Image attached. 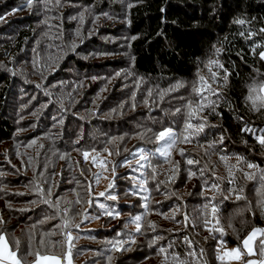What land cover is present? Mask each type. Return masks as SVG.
<instances>
[{"label": "trees", "instance_id": "1", "mask_svg": "<svg viewBox=\"0 0 264 264\" xmlns=\"http://www.w3.org/2000/svg\"><path fill=\"white\" fill-rule=\"evenodd\" d=\"M85 1L91 3L94 0ZM97 1L101 4L88 5L100 13L110 12L124 21L104 32L122 37L123 43L120 44H125L124 49H120L119 42H106L90 37L73 50L70 40H64L62 44L55 46L51 39H47L46 33L41 46L39 34L30 30L35 25L30 16L24 20H13L0 28V34L5 35V38H0L4 41V49L0 51V60L3 62L0 64V173L4 171L3 176L0 175V217L4 221L0 224V233L8 238L14 251L16 241H19L18 257H26V264H32L37 259L35 255H27L29 251L39 252L40 255H58L66 259L69 243L65 239L66 233L73 237V259L82 264H109L108 258L123 241V249L134 247L136 250L133 253L130 250L124 253V258H118L114 264H139L141 261V264H162L164 254H158L160 248L166 249L167 264H178L179 261H184L185 264H230L219 258L220 248L225 245H240L253 228L264 227V216H261L259 207V201L264 198L260 173L257 169H249L245 163L246 161L264 169V147L257 140V137L264 136V107H260L257 101L254 108L253 101L248 98L251 89L264 84V59L260 56L264 52V31H261L264 29V0H126L130 4H116L115 0ZM11 5L13 4H0V16ZM241 19L245 21L244 24L236 23ZM26 23L29 24L28 27H24ZM31 42H36L37 50L40 48L42 51L41 54L37 51L39 56L36 62L32 60L33 52H29L28 46ZM94 47L107 56L104 59L97 58L96 62L89 57L80 56L93 55ZM216 48L222 49L218 57L215 55ZM120 52L123 54L120 55ZM214 59H219L230 73L227 85L220 79L224 75L223 70L215 66L211 71L217 72L218 78L216 82L211 80L207 65ZM24 60L33 62L28 66L37 78L43 77V71L49 65L52 70L45 75L44 82L29 83L27 78L22 76L19 79L17 75V71H21L24 76L31 75L25 72V64H21ZM115 73L119 75L116 77ZM129 73H133L134 77H141L145 86L149 83L147 87L157 94L156 101H159L158 107L161 108L156 112L159 116L151 126L152 141L135 142L131 146L132 151L136 147L153 149L157 142L155 134L164 128H173L177 131V141L172 150L173 154L167 159L169 163H175V166L179 162L175 175V166L159 169L156 182L150 176L152 191L137 196L141 199V206L132 205L125 198L120 202L121 209L127 208L124 212L120 207L111 205L116 200L103 198L95 202V211L89 213L92 216L104 215L107 210L112 213L106 215V219H109L114 217L115 210L119 208L118 217H123L124 222L116 227L109 225L110 230L107 226L102 229L95 226V229H91L87 225L62 229L59 226L63 224V220L55 216L56 208L41 203V200L31 208L22 210L16 207L25 202L21 197L22 193L17 192L20 191L18 189H6L4 186H26L23 179H16L17 176H14L22 167L15 170L13 166L6 164L4 158L9 156L1 148L8 145L13 150L15 138L19 134L25 136L19 131L31 121L29 114H35L33 119L38 121L39 129L34 137L40 136L41 132H48L47 130L52 131L53 136L59 137L62 136V131L68 130V126L60 125L62 121L69 122L74 117L68 103L73 102L77 94L80 95V100H86V112L101 97L99 103H102L98 104L94 114L90 113L93 118L85 121L80 131L71 132L69 136L72 135L71 141L75 145L93 141L98 150L110 149L114 154L119 152V157L122 148L129 147L130 143L128 136H123V133L138 128L136 124L129 127L131 119L128 117L131 113L143 112L145 109L142 105H151L152 100L145 91L142 96L139 95V90L132 94L130 92V97L123 96L125 92H120L119 85L123 76ZM201 75L222 93L211 97L217 101L216 112L219 115L206 108L193 117V124L198 123L200 117H206L208 126L203 132L192 136L191 142L186 143L183 135L185 121L188 119L187 105L189 102L195 105L200 100L193 92V85H198ZM93 77L97 79L89 87L82 83ZM178 82L184 86L176 91H167ZM15 83H25L26 89L31 92L38 87L39 93L43 88L50 90H45L46 96L39 95V99L34 98L32 103L29 94H13L17 92ZM109 83V89L104 94ZM126 88L130 90L129 87H123L122 90ZM178 94V98H173ZM59 97L63 99V104L59 103ZM11 104L12 112H9ZM116 107L121 111L116 112L120 117L103 116L113 109L116 111ZM25 116L29 121L23 122ZM245 128L252 131H243ZM136 131L131 134H137ZM222 136L224 139L220 143ZM119 137L124 138L120 141ZM39 138L48 139L49 136ZM60 140L58 143L64 146V141ZM213 142L216 143L210 148L209 145ZM42 143L37 147L41 152ZM181 149L184 150L183 156L180 154ZM130 150L125 152L131 153ZM221 156L228 157V164L235 166L232 168L233 176H229L228 167L220 159ZM237 157L244 158L239 165ZM188 159L199 163L189 165ZM44 167L40 166L39 172H43ZM189 170L196 175L190 177ZM249 172H255L256 178L248 180L245 173ZM212 184H217L220 191L213 190ZM234 189L237 191H233ZM241 189L242 191H238ZM237 195L243 198L237 199ZM6 200L12 204V210L9 211L12 216L9 217H17L21 223L30 220L28 223L34 225L35 231H32L30 241L12 237L17 224H5L6 218L2 212L6 214ZM101 204L104 208L100 207ZM206 204L209 205L207 210L204 208ZM212 205L219 209L215 218L211 214ZM133 212L134 217L125 216ZM136 216H141L139 231L135 228ZM127 224L132 228H127ZM214 228H222L223 234L214 231ZM47 233L54 235L49 237L45 235ZM41 238L44 239L43 245L40 243ZM87 238L102 242L92 244L96 249L90 248V244L85 241ZM152 241L155 243L152 244ZM113 242H117L115 248ZM259 249L258 240L256 257H260ZM201 250L203 255H200ZM88 251L96 252L100 258H84Z\"/></svg>", "mask_w": 264, "mask_h": 264}, {"label": "rangeland", "instance_id": "2", "mask_svg": "<svg viewBox=\"0 0 264 264\" xmlns=\"http://www.w3.org/2000/svg\"><path fill=\"white\" fill-rule=\"evenodd\" d=\"M47 2H49V4H46ZM115 2L116 4H130L126 0H115ZM0 4H13L8 7L9 10L7 12L4 10L3 14L0 16V28L6 24H10L13 20H24L26 17L30 16L32 18L31 20H33L35 23L34 27L30 30L39 34L38 37L41 46L44 43L43 37L46 33L45 35L47 39H51L55 46H59L62 44V42H64V40H70L76 48L88 38L97 37L105 40L106 42H119L118 46H120V49H124L125 47V44H120L123 43L122 37H115L104 33L107 32L106 30L115 28L117 24H121L124 21L113 16L114 14L110 12L100 13L99 11L94 10V7L88 5L101 4L97 0H94L91 3H88L85 0H31V5H29V0H0ZM81 16L83 19H81ZM28 25L29 24L26 23L24 27H28ZM0 38H5V35L0 34ZM3 44L4 41L0 40V51H3L4 49ZM30 44L31 45L28 46L29 52H33V54L31 53L32 60L33 62H36L39 56L37 51H39L40 54L42 51L40 48L37 50L36 42H31ZM92 54L93 55L80 54V56L85 58L89 57L90 59H93V62H96L97 58L104 59L107 56L106 54L100 53L95 47L92 51ZM119 54L121 55L123 52H120ZM33 62L24 60L21 63L25 64V72L31 75L24 76L21 75V71H17V75H19L18 78L21 79L23 76L24 78L28 79L27 81L29 83H42L46 78L45 75L52 70V66L49 65L48 68L43 71L42 78H37L32 74L28 66V64L31 65ZM2 63L3 62L1 59L0 64ZM56 70H54V72ZM115 75L117 77L118 73H115ZM93 78L87 79L86 81L84 80L82 83L89 87L91 84L95 83V80L97 79V77H95V79ZM141 80V77H134L133 73H129L123 76L121 84L119 85L121 88L120 92H125V95L123 96L130 97V92L132 94V92H137L139 90V95L141 96L143 91H145L148 96L149 92H151L150 96L152 99L150 101L151 105L148 103L146 105H142V107L145 109L143 112L138 111L137 113H131L130 117H128L131 119L129 127H132L134 124H136L138 128L123 133V136H128L130 143L129 147L122 148V153L119 157V152L118 154H114V152H112L113 150L110 149H107V151H105V149L98 150L95 148L97 145L93 143V141H87V143L83 145H75L73 144V141H71L72 135L69 136L71 132L75 133L80 131L85 121H90L88 119L93 118V115H90V113L93 112L94 114V110L97 108L98 104L100 105L102 103H99L101 97L97 100V103L93 104L92 108L89 109L87 113L86 109H84V106L87 104L86 100H80V95L77 94L75 100L68 103L69 108L72 109L74 117L70 118L69 122L62 121L60 125L68 126V130L62 131V136L60 135L59 137L53 136L52 131L50 130H47L48 132H41L40 136L34 137V133L39 129L37 128L38 121H34L33 119L35 114H29L31 118L29 120L31 121L27 120L26 116L23 117V122L26 120L29 121V124L23 125L19 131L21 134H25V136L22 135L24 136L22 137L19 134L18 138H15L13 150L10 149L8 145L1 148V150H6L9 156L6 157V159L4 158V162L6 164L13 166L15 170L22 167V170H19L18 174L14 176H17L16 179H23L22 182L26 184V186L17 188L16 186H4L6 189H18L20 191L17 192L22 193L21 197L23 200H25V202L20 203L16 207L23 210L33 207L34 205L38 204V201L44 198L51 199L53 202L59 199L60 208L59 210L56 209V217H67L72 224L87 225L91 229H95V226H98L100 229L106 228L107 226L108 230H110L111 226L109 227V225H114V227H116L124 222L123 217H118L116 215V213L119 212V208L115 210L116 213L114 214V217H110L109 219H106L107 214L105 213L104 215L97 214L92 216V214L89 213L90 211H95V202L101 201L103 198H109L108 196L112 195L116 197V202L115 204H111V202L109 203L111 205H115L116 207H120L122 212L127 209L126 207L124 210L121 209L122 203L120 202H123L124 198L128 202H132V205L141 206L139 204L141 199L137 196H142L144 193L147 194L152 191L150 185V176L155 177L153 180L156 182L158 179L157 171L159 169L164 168V166H175V163H169V159L162 157L159 154L149 155L147 161L141 159L138 149L142 147H136V149L132 151L133 147L131 146L135 142L137 143L141 140L143 142L152 141L151 130H153V128L151 126L156 122V117L159 116V114H156V112L161 110V108L158 107L160 105V103L158 104L159 101H156V97H158L157 94L152 92L151 89L147 87L149 83H147L145 86ZM144 82L147 81L144 80ZM35 85L39 86L38 84ZM109 86L110 83L105 87L104 94L109 89ZM123 87H129L130 90H127V88L122 90ZM38 89L31 92L26 89L25 83H15V90L17 92H14L13 94L23 96L29 94L33 103L34 98L39 99V95L46 96L45 90H50L43 88V91L39 93ZM51 93L52 92H50V94ZM178 96L179 94L176 97L173 96V98H178ZM14 99L15 97L12 98V100ZM58 101L60 104H63V99L61 97H59ZM40 108L42 110L41 106ZM115 109L116 111L113 109V111L111 110L109 113L107 112L103 114V116H110L111 118L120 117L118 116L119 114L116 113L119 111L118 107ZM9 112H12V104L9 106ZM127 114L129 115L130 113ZM127 114H125V116H128ZM14 116H17L16 112L14 113ZM21 122L22 121H20V125L22 124ZM135 130H137V134H131ZM173 131L175 133L177 132L174 129ZM41 136H49V138L40 139L39 137ZM80 136H83V134H80ZM123 138L124 137H119V140L121 141ZM59 140L60 142L62 140L64 141V146L63 144L58 143ZM40 142H43L41 144V149L43 150L42 152L37 148ZM155 145L156 146L153 149H145V152H154L157 147L161 146L159 142H155ZM129 149H131V153H128ZM172 150L173 148L171 149L170 154H173ZM12 153H14V156H12ZM84 153L88 154L87 159H85ZM127 155H129V157H127ZM4 162L2 161L1 163L5 164ZM40 166H45L43 172H39ZM113 168H115V172H113ZM152 168L155 169V172L152 171ZM52 169L54 170L53 172ZM3 174L4 171L0 173L2 176ZM25 174L28 176H25ZM110 183L113 184L112 188L108 187ZM35 186H39L40 188L44 189L45 196H41V194L36 190L37 188ZM49 188L52 190V195L47 197L46 190ZM129 191L132 193H129ZM101 192L105 194L101 196ZM4 205L6 207V214L3 212L2 214L5 216L4 218H6L5 224H17L15 229H13L12 237L14 239L16 238L24 241H30L31 233L32 231H35L34 225L28 223L30 220H26L25 222L21 223L19 222L20 219L17 220V217H9L10 215L12 216V214L9 212L12 210V204L6 200L4 201ZM65 208H67L68 211H64ZM85 215L88 216V219H84ZM24 216L25 214L23 217ZM125 216L132 218L135 216V214L133 212L132 214ZM21 220H23V218ZM128 221L131 222L132 220ZM126 227L132 228L129 224H127ZM56 230L59 231L57 227ZM52 235L54 234L52 233ZM85 241L90 244V248L94 249H96V247H93L92 244L96 245L102 242L99 239L93 238H87ZM255 241L256 238L252 242L254 254H256ZM78 242H81V240ZM124 243L125 242L123 241L121 245L117 247L114 254L108 258L109 264H114L118 258H124L123 254L129 250V252L133 253L135 248L132 247V249H123ZM237 246L238 245L222 246L219 251V257H223V260L228 261L230 264H244L245 258L248 255H245L242 260L238 261L232 259L230 255L227 254ZM88 256L100 258V256L93 251H88L84 254V258H87ZM251 258L254 257H250V259ZM66 259L68 261L67 255ZM71 261L74 262L73 264H82L79 260H74L72 255ZM142 262L143 261H141L139 264ZM99 264H104V262Z\"/></svg>", "mask_w": 264, "mask_h": 264}, {"label": "snow or ice", "instance_id": "3", "mask_svg": "<svg viewBox=\"0 0 264 264\" xmlns=\"http://www.w3.org/2000/svg\"><path fill=\"white\" fill-rule=\"evenodd\" d=\"M29 5H31V0H29ZM106 15V14H105ZM81 19H83V17L81 16ZM236 23L238 24H244L245 21L244 20H237ZM261 31H264V29H261ZM133 39H135V37H133ZM73 50H75V45H73ZM222 52L221 48H216L215 49V55L218 57ZM261 59H264V52L260 53ZM209 67V75L211 77V80L213 82H216L217 78H218V73L217 72H212L211 68L213 66H215L217 69H222L224 72V75L222 77H220V79H222L224 85H227L228 83V77L230 75V73L228 72V70L226 68H224V65L219 61V59H214V60H210L208 62ZM119 75V74H118ZM95 79V77L93 78ZM184 85L180 82H178L176 85L172 86L171 88H169L167 91L172 92V91H176L179 88L183 87ZM193 92L195 93V95L200 97V100L193 105L192 102H189L187 107L189 109L188 111V119L185 121V125H184V135H183V140L184 142H191V137L198 135L199 133L204 131V128L207 125V118L206 117H200V120L198 121V123L193 124L191 122L192 118L195 116H198L199 113L203 112L206 108L210 109V111L213 114L219 115L218 112H216V107H217V101L212 100L211 97L214 95H222V93L219 92V89H215L211 86V84H209L207 82V79L204 76H199L198 78V85L194 84L193 85ZM206 93V94H205ZM149 95H151V92H149ZM164 93H161V97H163ZM250 100L253 101V107H256V102L259 101V105L260 107H264V84L260 85L259 88H253L250 90V95L248 97ZM135 106V105H133ZM177 111L179 112L180 110L177 109ZM243 131H252L251 129L245 128L242 129ZM142 138V137H141ZM155 139L157 142L160 143V147H157L155 149L154 152H145V149L140 148L138 149V152L140 153L141 159L147 161L149 155H156L159 154L162 157L168 158L170 157V151L171 149L175 146V143L177 141V136L176 133L173 131L172 128H164L163 130H161L158 134H155ZM224 137L222 136L220 138V143L223 142ZM257 140L259 142V144L264 147V136H260L257 137ZM216 142H213V144H210L209 147H214ZM105 151H107V149H105ZM180 154L183 156L184 155V150H180ZM85 159L88 158V154L84 153ZM64 158V157H61ZM95 159V158H94ZM220 159L222 161L225 162L226 166L228 167V172H229V176H233V172H232V168L235 167L234 165H229L228 164V157L226 156H221ZM243 157H237V165H239V163L243 160ZM194 163H199V161H194L192 159H188L187 160V164L192 165ZM245 163L247 164V167L249 169H257L260 173V179H261V187L262 189H264V169H260L258 165H254L252 163H247L245 161ZM179 168V162L176 163L175 169L173 170V174L175 175V171L178 170ZM153 171L155 172V169H153ZM113 172H115V168H113ZM196 173L191 172L189 170V176H195ZM201 175H203V170H201ZM245 176L248 180H253L256 178V173L255 172H249V173H245ZM155 179V177H153ZM173 177H170V179H172ZM234 182V181H232ZM109 188L113 187V184L110 183ZM212 189L219 192V186L217 184H212L211 185ZM41 196H45V190L40 188L39 186L36 189ZM233 191H237V190H233ZM238 191H242L238 190ZM105 193L101 192L100 195L103 196ZM52 195V190L51 188L46 190V196L50 197ZM225 199H230V197H224ZM237 199H241L243 198L240 195L236 196ZM109 199H113L115 200L116 197L115 196H109ZM78 202V201H77ZM41 203L47 204L52 208H56L59 210L60 208V200L58 199L57 201L53 202L51 199L48 198H44L41 200ZM66 203H70V202H66ZM101 208H104V205L101 204L100 205ZM259 207L261 209V216H264V198H262L259 201ZM204 208L207 210L209 208V205L206 204L204 205ZM64 211H68L67 208L64 209ZM219 209L215 206L212 205L211 206V214L213 216V218H215L217 216ZM105 214L107 215H112L111 212H108L106 210ZM116 215L118 216L119 213H116ZM95 218V217H94ZM61 219L63 220V224H61L59 227L62 229H67L69 226L71 227H79L78 224H72L71 221L67 218V217H61ZM84 219H88V216L85 215ZM134 220L137 222L136 224V229L137 231L140 230V224L139 221L141 220V216H136L134 218ZM3 221V217H0V224H2ZM45 221H41V223H44ZM206 223H208V221H206ZM218 223V221H217ZM214 231H220L221 234H223V229L222 228H214ZM261 234L262 236H264V228H260V227H256L253 228V230L248 234L247 237H245L242 241L241 244L238 245L236 248L232 249L230 253H227L228 255H230V257L232 259L235 260H242L243 257L245 255L251 256L254 254L253 251V247H252V242L255 240L257 234ZM46 236H51L52 233H47L45 234ZM65 239L66 241H68V250H67V257H68V264H71V249L73 247V245L71 244V241L73 239V237L71 236L70 233H66L65 234ZM157 239H160L159 237H157ZM187 241V238H185ZM41 245L44 244V239L41 238L40 240ZM116 243L117 242H113V247H116ZM152 244L155 243V241L151 242ZM151 246V244H150ZM243 249V250H242ZM18 251H19V241H16V250H12L6 240V237L0 233V264H26V257L24 258H20L18 257ZM158 254H164V259L162 261V264H167V255H166V249L165 248H160L159 249V253ZM194 253H189V255H193ZM27 255H35L37 257L36 260L32 261V264H40L41 260H51L53 262V264H61L60 260L57 259L56 257H41L39 252H27ZM200 255H203V250H201ZM259 255L261 257H264V239H261L260 241V249H259ZM220 259H223V257H219ZM178 264H185L184 261H179ZM244 264H264V259L260 260V261H254L252 259H248L247 261L244 262Z\"/></svg>", "mask_w": 264, "mask_h": 264}, {"label": "crops", "instance_id": "4", "mask_svg": "<svg viewBox=\"0 0 264 264\" xmlns=\"http://www.w3.org/2000/svg\"><path fill=\"white\" fill-rule=\"evenodd\" d=\"M264 228V227H263ZM5 236V235H4ZM6 237V236H5ZM261 239H264V236H262L261 234H257V236H256V241H255V245H256V250H257V242H258V240H261ZM6 240H7V242H8V244H9V246H10V248L12 249V247H11V245H10V241L8 240V238L6 237ZM13 250V249H12ZM256 252V251H255ZM41 257H45V256H47V257H56L57 259H59L60 260V262H61V264H68V261H67V259H63L62 257H60V256H58V255H53V254H45V255H40ZM250 257H254V258H251L252 260H254V261H260V260H262V259H264V257H256V254H253V255H251V256H247L246 258H245V261H247L248 259H250ZM74 262L73 261H71V264H73ZM40 264H53V262L51 261V260H41V262H40Z\"/></svg>", "mask_w": 264, "mask_h": 264}]
</instances>
